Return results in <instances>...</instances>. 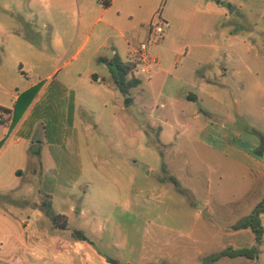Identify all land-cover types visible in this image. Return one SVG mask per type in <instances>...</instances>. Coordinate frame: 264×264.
I'll return each mask as SVG.
<instances>
[{
    "label": "rangeland",
    "instance_id": "374dc122",
    "mask_svg": "<svg viewBox=\"0 0 264 264\" xmlns=\"http://www.w3.org/2000/svg\"><path fill=\"white\" fill-rule=\"evenodd\" d=\"M172 1L156 3L165 13ZM150 2L135 12L146 17ZM192 2L181 0L160 34L151 30L158 13L137 22L146 34L135 44L161 59L154 73L136 66L124 85L140 83L122 91L98 56L111 58L114 49L133 60L115 27L129 28L136 15L113 21L112 7L95 20L91 0H0V104L13 107L15 94L43 85L21 126L29 137L24 172L13 189L0 186V199L26 215L27 202L45 201L53 189L50 210L65 223L54 230L66 244L74 228L89 239L81 256L52 249L37 264H264V235L252 257L211 258L255 242L250 228L229 227L264 198L253 167L264 144V18L255 25L225 1ZM235 33L234 42L225 38ZM186 90L199 98H182ZM7 181L3 169L0 184Z\"/></svg>",
    "mask_w": 264,
    "mask_h": 264
},
{
    "label": "crops",
    "instance_id": "0c3cea01",
    "mask_svg": "<svg viewBox=\"0 0 264 264\" xmlns=\"http://www.w3.org/2000/svg\"><path fill=\"white\" fill-rule=\"evenodd\" d=\"M150 1L151 4L149 6V10H150L149 14L146 17H144L141 16L140 12H135L134 10V7H137V9L139 10L142 8L143 4L141 3V0H91L93 4L95 3L98 4V6L94 5V7L97 10L96 12L99 13V15L95 18V20L100 19L101 15L107 14L112 7H115L114 10L115 20L113 21L120 19L121 17L120 15L122 13H125L126 17H128L130 20L131 18L132 19L134 18V15H136L135 23H133V25H131L129 28L119 29L115 27L118 36L124 39L126 43L127 56L129 55L130 50L134 46H136L135 44L136 40L143 33L142 30H137L136 27V25L138 24L137 22H144L148 18L152 19L154 18V15L156 13H158V16L162 20L170 21L173 15L176 13L178 4L181 0H173L172 4H174V11L171 12L170 11L171 7L169 6L165 13H163L164 8H161L160 5H157L156 0H150ZM183 1L186 2L187 4L188 3L193 4L192 2L193 0H183ZM222 1L226 2V6L228 8L230 6H233V9L230 11L231 13L234 12L239 13L243 15L245 19L251 20L255 25L258 24V21H260L261 18L262 19L264 18V0H217L216 3H220ZM144 9H146L145 5H144ZM202 12H197V13L203 14ZM214 13L217 16L222 15L221 12L218 11ZM84 15H86V11H84ZM210 15H212V13ZM81 17L82 16H80L79 18ZM128 24H132V22L127 23L126 25ZM127 33H135V34L132 37L131 36L127 37ZM143 34H146V32H144ZM209 36L210 34L207 35V38H209ZM237 36L238 35L236 33L227 34L225 35V38L229 41L234 42V39H236ZM114 53L118 54V51L112 49L111 54ZM153 55L157 58V63L153 64L151 68L153 67L156 69L158 68V64L160 63L161 58L156 54ZM209 56L210 57L217 56V53L213 51L208 55V57ZM180 58H181V54L177 53L175 55L176 65H178L177 63L179 62ZM165 61L168 62V59L165 58ZM56 70H57V66L51 70L48 76L50 77ZM220 70L227 71L228 67H222V69ZM150 72L154 73L155 71L150 70ZM150 72L148 74H150ZM177 79L179 81L182 80L181 78H177ZM42 90H43V85L40 87V89H38L34 98L29 102V104L24 109L23 113L20 115V117L15 123L11 124L13 107L12 106L8 107L0 104V107L10 108L11 110L8 113L4 111H0V154L4 151H6V153L8 152L6 157L2 161L0 160V174L1 171L5 169L6 175H8V181L4 184H0V186H6L8 187V189H13V185H15L19 179V175H22L24 172L23 149L25 148H23V145L27 143L29 137L27 134L21 135L20 133L21 126L28 119L37 101L38 95L42 93ZM17 96L18 94H15L14 98H17ZM181 97L187 100H197L199 98V95L191 90H186L184 91V93L181 94ZM37 152H40V149H38ZM253 157H254L253 167L255 168V171L258 172L260 176L264 178V153H262L260 157L257 155H254ZM52 184L54 186H57L65 183H60L59 181H57L56 183H52ZM52 190L53 189H48V188L44 190L46 191L45 196L48 199H50L49 194L51 193ZM43 199L44 196L42 195V198L40 200L27 202L30 205L31 210L30 213L26 215H20L21 211H15L10 206L6 207L5 203H3L4 201H1L0 199V264H37V258L44 255L45 251L47 250L51 251L52 249L55 251L62 249H71L72 250L71 253H73V255H75L76 253L79 256H81L82 252H84V249L86 250L87 245L89 244L88 241L89 239L84 240L74 237L75 240L73 242L66 244L65 239L60 234H58L56 230H54L56 228H60L59 225L58 226L54 225L51 222L50 218L46 216L42 212V210L39 209V207L34 206V204L39 203ZM7 201L11 202L12 204L15 203L14 200H7ZM43 216L49 218V221L51 223L50 226H47L44 223V221L41 219ZM258 217H259L260 225L263 228L262 235H264V212H261L258 215ZM243 229H247V228H243ZM71 230H70V235L72 236ZM237 230H241V229H237ZM262 238L263 237L261 236V240ZM258 246L260 249L261 244H259ZM26 252H32L34 254L32 259L36 258V260L34 261L28 260L27 257L25 256ZM17 255L20 256L19 261L13 260V258H15V256Z\"/></svg>",
    "mask_w": 264,
    "mask_h": 264
},
{
    "label": "trees",
    "instance_id": "16d2710c",
    "mask_svg": "<svg viewBox=\"0 0 264 264\" xmlns=\"http://www.w3.org/2000/svg\"><path fill=\"white\" fill-rule=\"evenodd\" d=\"M130 57L129 55L127 56ZM98 61L103 62L107 65L110 73V77L112 79V82L119 87L120 90L124 91L125 86L126 88L128 86H132L135 84H138L140 82V79L137 77L131 78L128 81V85H124V79L128 74L132 75V71L136 70V62L129 60H121V58L118 56V54L114 53L111 58H106L104 56H98ZM131 61V62H130ZM135 63V64H134ZM40 84L36 83L35 85H32L31 87L27 88L26 90L22 91L20 94H18L16 101L13 105L12 109V123H15L20 115L23 113L24 109L27 107L29 102L33 99L36 92L39 89ZM0 111H4L6 113L10 112V108H3L0 107ZM264 152V144L258 146L255 148L256 154H262ZM34 206L39 207V209L42 210V212L48 216L51 220V222L54 225L58 226V219L60 216L64 217V215L59 213H52L50 210L51 201L50 199H47L44 201L41 200L39 203L34 204ZM264 212V198L258 202L252 210L249 212V214L240 222L232 225L229 227L230 230H237V229H243V228H250L251 231L254 233V244L251 247H241L236 249H228L225 248L223 250H220L219 252L215 253L211 256L213 260L219 258L223 255H229V256H245V257H252L253 252L257 250L258 245L261 242V236L263 233V228L260 225L259 217L258 215ZM66 222V221H65ZM65 223L61 224L60 227H64ZM71 234L73 237L78 239H84L88 240V238L84 235L83 231L81 229H72ZM89 241V240H88Z\"/></svg>",
    "mask_w": 264,
    "mask_h": 264
},
{
    "label": "built area",
    "instance_id": "2783aa9c",
    "mask_svg": "<svg viewBox=\"0 0 264 264\" xmlns=\"http://www.w3.org/2000/svg\"><path fill=\"white\" fill-rule=\"evenodd\" d=\"M169 26L166 20H160L151 26V30L154 34H160ZM129 56L136 62L138 70L142 73L148 74L151 70V66L157 63V58L150 52L148 44L140 42L139 45L134 46Z\"/></svg>",
    "mask_w": 264,
    "mask_h": 264
},
{
    "label": "water",
    "instance_id": "95a60500",
    "mask_svg": "<svg viewBox=\"0 0 264 264\" xmlns=\"http://www.w3.org/2000/svg\"><path fill=\"white\" fill-rule=\"evenodd\" d=\"M233 9V6H230V11ZM129 101V98H126L125 99V102H128Z\"/></svg>",
    "mask_w": 264,
    "mask_h": 264
}]
</instances>
